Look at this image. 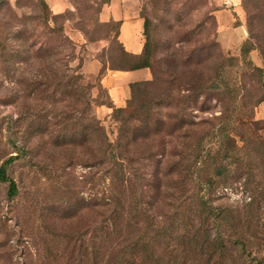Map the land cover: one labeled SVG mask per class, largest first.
<instances>
[{"label":"trees","instance_id":"1","mask_svg":"<svg viewBox=\"0 0 264 264\" xmlns=\"http://www.w3.org/2000/svg\"><path fill=\"white\" fill-rule=\"evenodd\" d=\"M110 1L101 0L99 11ZM36 2L33 12L7 16L3 8L13 9L11 0H0V70L16 73L24 88L20 112L0 120V134H8L6 142L0 137V183L8 198L20 194L9 167L28 151L17 139L26 123L29 130L51 128L57 145H85L98 165L100 188L95 205H86L90 211L96 206V218L90 214L78 228H57L49 215L19 214L30 246L23 263L264 264V121L256 117L264 102V66L250 58L258 50L264 59L260 7L243 0L249 36L239 56L225 54L215 41L216 49L157 60L149 17L141 14L146 40L140 54L120 42L119 22H106L117 26L121 48L110 69L152 73L131 83L130 97L118 107L101 82L106 67L96 84L80 67L69 68L60 53L72 41L52 24L47 2ZM94 88L101 92L97 98ZM94 105L113 109L116 140L93 114ZM229 194L240 197L231 202L224 199ZM0 225H8L4 215ZM8 254L9 260L0 254V264H14Z\"/></svg>","mask_w":264,"mask_h":264},{"label":"rangeland","instance_id":"2","mask_svg":"<svg viewBox=\"0 0 264 264\" xmlns=\"http://www.w3.org/2000/svg\"><path fill=\"white\" fill-rule=\"evenodd\" d=\"M70 2L72 9L61 14L52 13L55 16L52 24L63 28L65 35L72 41V46L64 48L60 56L66 54L65 60L69 63V68L74 70L80 67L78 71L84 75L85 80L96 84L103 66L106 67L104 76L109 70L121 71L110 69L112 60L119 63L116 56L121 52L116 39L117 26L101 21V0ZM11 3L13 9L3 8L7 16H13L15 12L20 16L33 12L37 2L21 0V8L18 7L17 0H11ZM250 4L260 7L257 17L259 27L264 31V0H250ZM140 7L141 14L152 20V40L157 60L163 59L170 52H205L209 46L215 48V41L225 54L239 56L242 42L249 36L248 12L243 6V0L239 3L227 0H140ZM219 20L225 21L222 27ZM240 23L245 29L237 26ZM69 31L78 34L80 39L71 37ZM244 36L246 38L242 40ZM181 38H185L187 42L177 43ZM250 58L257 65L264 66L263 56L258 50L253 51ZM90 62L98 63V72L86 69ZM12 75L13 77H8L0 70V120L11 121L12 116L14 118L20 112L24 88L15 79L16 73ZM104 89L107 91L105 87ZM92 94L97 98L101 94L100 89L94 88ZM103 94L106 98L109 93L107 91V94ZM103 106L110 108L106 105H94L92 112L102 121L110 139L114 141L118 135V123L112 116L113 109L107 111ZM165 109L162 107L163 112ZM256 117L264 121V102L258 106ZM22 129L25 133H20L17 139L27 145L28 151L22 160L9 167V173L20 181V194L13 199L8 198L7 185L0 183V216L4 215L8 219L6 229L0 225L1 260L4 257V260H9L8 252H11L14 264H24V260H28L30 248L29 241L22 239L24 229L17 224L19 214L26 213L31 217L49 215L57 228H78L86 223L90 214L96 218V206H92L90 211L87 204L95 205L100 188L98 165L95 159L86 154L88 148L85 145L72 144L70 140L67 144L57 145L55 133L48 127L39 131L36 128L29 130L25 123ZM3 134L0 137L6 142L8 134ZM66 135L70 136L72 133ZM91 145L97 148V144ZM60 174L64 177L61 178ZM22 176L24 179L20 180ZM239 197L238 194H229L224 199L233 202ZM31 251L33 259L39 260L38 249L33 247Z\"/></svg>","mask_w":264,"mask_h":264},{"label":"crops","instance_id":"3","mask_svg":"<svg viewBox=\"0 0 264 264\" xmlns=\"http://www.w3.org/2000/svg\"><path fill=\"white\" fill-rule=\"evenodd\" d=\"M45 1L54 14H61L73 8L70 0ZM227 1L239 3L240 0ZM100 18L104 23L112 20L120 23L118 38L128 52L140 54L143 51L145 43L144 18L141 15L140 0H111L103 6ZM219 22L220 27L225 23L224 20H219ZM237 26L245 29V26L241 23ZM69 34L76 40L80 39V36L74 32L69 31ZM245 38L246 36L242 40ZM86 69H93L94 72H98L99 65L97 62H90L86 65ZM150 78L151 72L148 68L132 71L109 70L103 77L102 83L108 90L113 103L118 107H122L130 97V84ZM103 108L107 111L111 110L104 106Z\"/></svg>","mask_w":264,"mask_h":264}]
</instances>
